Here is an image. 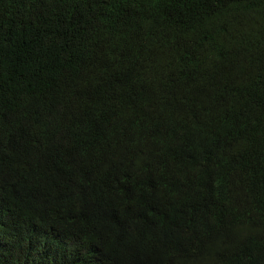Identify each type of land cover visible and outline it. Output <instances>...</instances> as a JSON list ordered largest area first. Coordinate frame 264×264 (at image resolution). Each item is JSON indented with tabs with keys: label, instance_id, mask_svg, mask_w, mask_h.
<instances>
[{
	"label": "trees",
	"instance_id": "1",
	"mask_svg": "<svg viewBox=\"0 0 264 264\" xmlns=\"http://www.w3.org/2000/svg\"><path fill=\"white\" fill-rule=\"evenodd\" d=\"M0 264H264V0H0Z\"/></svg>",
	"mask_w": 264,
	"mask_h": 264
},
{
	"label": "clouds",
	"instance_id": "2",
	"mask_svg": "<svg viewBox=\"0 0 264 264\" xmlns=\"http://www.w3.org/2000/svg\"><path fill=\"white\" fill-rule=\"evenodd\" d=\"M73 90L74 89L70 85L66 84V91L68 93H71ZM92 91H93V89H92ZM115 109H117V107L110 106V105H104L103 113L95 115V112L93 110L92 113H90L88 115L72 116L71 118H68V119H69V122L76 124L78 126H82V127L90 125L92 123H96V122L109 123L110 118H111V112ZM52 137H54L56 139H63V137H60V136H52ZM102 165H103L102 159L99 162H97L96 164H91L88 161H84V160H81V161L76 163V167L88 175H94V174L100 173L103 170Z\"/></svg>",
	"mask_w": 264,
	"mask_h": 264
},
{
	"label": "bare ground",
	"instance_id": "3",
	"mask_svg": "<svg viewBox=\"0 0 264 264\" xmlns=\"http://www.w3.org/2000/svg\"><path fill=\"white\" fill-rule=\"evenodd\" d=\"M73 84V83H72ZM70 86H71V84H70ZM74 86V85H73Z\"/></svg>",
	"mask_w": 264,
	"mask_h": 264
}]
</instances>
